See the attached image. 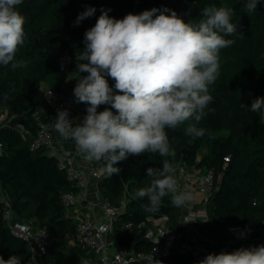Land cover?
Segmentation results:
<instances>
[{
	"label": "trees",
	"instance_id": "trees-1",
	"mask_svg": "<svg viewBox=\"0 0 264 264\" xmlns=\"http://www.w3.org/2000/svg\"><path fill=\"white\" fill-rule=\"evenodd\" d=\"M247 2L23 0L17 6L25 18L26 39L19 47L16 59L25 60L28 64L26 68L16 70L11 68V64L0 65V114L3 110L8 111L6 118L0 120V141L3 144L0 183L18 219L37 223L46 229L45 261L49 264H79L91 255L81 245L70 243L76 224L66 217L63 195L77 190L74 182L59 166L60 160L51 150L32 149L31 144L38 131V110L44 119L52 121L43 108V87L47 85L68 95L77 84L72 81V67L60 65L59 56L69 50L76 58V53L85 47V32L95 25L102 9H110V17L122 19L129 13L138 15L153 8H168L188 21L199 20L200 11L206 6L227 5L235 11L232 22L238 24L236 34L225 37L235 42L220 51L219 76L209 86L213 102L208 107L214 111L209 112L198 125L206 129V134L199 138L186 134L189 122L176 129L166 128L175 157H160L158 153L130 155L116 165L121 169L119 174L110 178L105 175L99 182L101 194L113 203H118L125 195L131 198L116 225L117 248L150 250L154 243L145 237L144 230L125 227L130 221L148 223L150 216L158 218L167 215L170 228L181 233L182 240L186 239L181 220L183 206H173L170 196H166L159 211L151 213L146 211L147 198L135 196L140 188L150 183L147 169L161 168L164 159H168L175 168L181 162H198L202 167L215 168L218 189L212 197L211 219L204 222L205 228L217 230V221L226 226L237 224L249 227L264 222V122L249 109L255 98L264 97V0H260L251 13L244 11ZM88 7L95 8L96 12L76 25L78 15ZM106 79L115 92V81L111 77ZM80 107L85 116L88 105L80 103ZM106 108L115 113L111 105H101L97 111ZM226 157L229 159L226 160ZM232 246V249L225 246L228 253L246 248L242 240L235 241ZM178 248L163 258L165 264H195L192 250ZM11 255L17 256L22 264L30 255V247L27 241L8 228L0 203V256L7 260Z\"/></svg>",
	"mask_w": 264,
	"mask_h": 264
},
{
	"label": "clouds",
	"instance_id": "clouds-1",
	"mask_svg": "<svg viewBox=\"0 0 264 264\" xmlns=\"http://www.w3.org/2000/svg\"><path fill=\"white\" fill-rule=\"evenodd\" d=\"M259 2L248 0L244 11L254 12ZM22 3L0 0V65L11 64L13 70L28 64L16 59L26 39L25 18L17 8ZM108 11L101 10L95 25L84 34V49L76 53L79 78L73 92L77 103L88 105L87 114L74 124L67 110H58L54 129L63 140L74 141L87 161L102 162L101 171L110 178L119 174L116 165L130 155L175 157L166 128L189 122L186 134L193 138L206 134L198 125L214 111L208 107L213 102L209 86L219 76L220 51L235 42L225 37L236 34L238 24L232 22L235 11L227 5L206 6L199 20L188 21L168 8L129 13L122 19L110 17ZM95 12L88 7L75 24ZM106 77L115 81V92ZM101 105H111L115 113L107 108L98 112ZM249 109L264 122V97L255 98ZM175 172L168 159L161 168L147 169L150 183L135 193L147 198V212L159 211L166 196L175 207L192 199L190 193L179 190ZM0 264L21 261L15 255L7 260L0 256ZM199 264H264V245L208 254Z\"/></svg>",
	"mask_w": 264,
	"mask_h": 264
},
{
	"label": "built area",
	"instance_id": "built-area-1",
	"mask_svg": "<svg viewBox=\"0 0 264 264\" xmlns=\"http://www.w3.org/2000/svg\"><path fill=\"white\" fill-rule=\"evenodd\" d=\"M58 63L64 66H71L74 77H78L77 61L75 56L65 50L58 59ZM87 75V73H81ZM76 82H78L76 80ZM76 86V85H75ZM74 86V87H75ZM72 88L70 94L64 95L53 88L45 85L43 93V105L50 106L58 110H67L69 119L74 124L82 122L84 114L75 121V115L80 103L76 102ZM8 115V114H7ZM6 118V117H5ZM38 131L31 144L32 149L48 148L59 158V166L67 171L68 177L74 182L77 190L68 191L63 195V202L67 209L66 217L73 220L75 226L76 241L83 248L87 249L91 255L84 260L88 264H165L163 258L170 254L177 245L180 250H192L195 254L200 251V246L196 241L191 240L187 233L192 221L199 216L197 210H205L214 196L217 187V175L214 167H202L196 163L181 162L176 166L175 177L178 181L181 192L190 193L192 199L185 207L188 211L181 217L184 224V234L186 239L182 240L181 233H177L169 226V217L150 216L149 222L134 223L132 221L125 224L129 230L132 228L142 229L145 237L154 243L150 250L136 248H122L116 246L118 239L117 223L121 214L126 211L130 196L125 195L118 203L103 196L93 198L90 195V180L96 179L97 184L104 178L101 171L102 162H91L88 168L82 167L78 161L83 157L82 153L73 142L74 149L66 153L56 151V131L51 120L44 119L39 110L37 112ZM2 120V119H1ZM3 144L0 141V153ZM200 158H198L199 160ZM229 157H226L228 160ZM79 164V165H78ZM0 203L3 207V219L17 237L27 241L30 247V255L22 264H49L44 259L47 244V231L45 228L36 227L32 223L18 219L12 207V203L3 191L0 183ZM189 207V208H187ZM211 218H208V221ZM264 223V222H263ZM228 231L235 234L240 239L251 231V227L231 224L227 226ZM242 233L240 235L239 233ZM223 252L228 253V248H223ZM73 264V263H61ZM80 264V263H79Z\"/></svg>",
	"mask_w": 264,
	"mask_h": 264
},
{
	"label": "crops",
	"instance_id": "crops-1",
	"mask_svg": "<svg viewBox=\"0 0 264 264\" xmlns=\"http://www.w3.org/2000/svg\"><path fill=\"white\" fill-rule=\"evenodd\" d=\"M43 108L47 112L48 116L52 118V122L54 125L58 111L46 105H43ZM79 109L82 111L81 107L79 106V108L77 109V114L75 115V118H74L75 121H78V118L80 117V115L83 114V111L80 115L78 114ZM7 114H8V111L3 110V112L0 114V120L4 119L7 116ZM56 142L57 144H56V147L53 149V152L56 151L57 153H59V152L64 151L66 153L67 151H72L74 149L73 142L70 140H67V141L63 140L57 132H56ZM200 157L201 155L198 156V158ZM78 163L82 167L88 168L91 162L87 161L83 155V157L79 159ZM90 185H91V188H90L91 197L93 198L99 197L101 192L99 189V184H97L96 179L91 178ZM212 208H213V204L211 205L209 204L205 210H197V213L199 214V216L196 220L191 222L189 231L187 233L188 237L191 240L196 241L201 249L200 251L194 254L195 264H199V261L203 260L208 254H220L221 252H223V248H225V246H227L229 249H232L233 247L232 244L237 240H242L243 245H245L246 248L264 245V223L258 226L251 227V231L245 234V236L240 239L236 238L235 234L228 231L227 226L220 223L219 221H217V226H218L217 230L212 231V230H209L208 228H205L203 221L210 217L209 213L212 210ZM187 212L188 211L184 207V213L186 214ZM32 224L36 227H41L37 223L36 224L32 223ZM239 234L242 235L241 232ZM70 243L79 244L76 241L75 235L73 236V238L70 239Z\"/></svg>",
	"mask_w": 264,
	"mask_h": 264
},
{
	"label": "rangeland",
	"instance_id": "rangeland-1",
	"mask_svg": "<svg viewBox=\"0 0 264 264\" xmlns=\"http://www.w3.org/2000/svg\"><path fill=\"white\" fill-rule=\"evenodd\" d=\"M76 80H77V78L73 76V77H72V81L75 82ZM81 113H82V111L79 109L78 114L80 115ZM200 154H201V153H200ZM209 204L211 205L212 202H210Z\"/></svg>",
	"mask_w": 264,
	"mask_h": 264
},
{
	"label": "water",
	"instance_id": "water-1",
	"mask_svg": "<svg viewBox=\"0 0 264 264\" xmlns=\"http://www.w3.org/2000/svg\"><path fill=\"white\" fill-rule=\"evenodd\" d=\"M178 248V246L176 245L174 249Z\"/></svg>",
	"mask_w": 264,
	"mask_h": 264
}]
</instances>
